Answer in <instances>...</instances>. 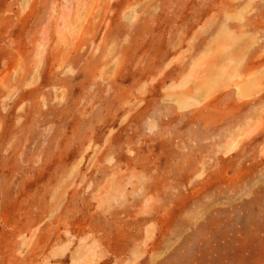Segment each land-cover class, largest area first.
Returning <instances> with one entry per match:
<instances>
[{"label": "rangeland", "instance_id": "374dc122", "mask_svg": "<svg viewBox=\"0 0 264 264\" xmlns=\"http://www.w3.org/2000/svg\"><path fill=\"white\" fill-rule=\"evenodd\" d=\"M263 59L264 0H0V264H264Z\"/></svg>", "mask_w": 264, "mask_h": 264}, {"label": "bare ground", "instance_id": "6f19581e", "mask_svg": "<svg viewBox=\"0 0 264 264\" xmlns=\"http://www.w3.org/2000/svg\"><path fill=\"white\" fill-rule=\"evenodd\" d=\"M264 60V59H263ZM250 77V76H249ZM252 78V77H251ZM248 80H250L249 78H248ZM252 81H254V82H257L256 80H252ZM250 83H252L251 81H249V84L248 83H246L247 85H256V84H254V83H252V84H250ZM257 84H259V83H257ZM239 86V85H238ZM242 86V85H241ZM212 88V87H211ZM246 93V92H245ZM247 95V94H246Z\"/></svg>", "mask_w": 264, "mask_h": 264}]
</instances>
